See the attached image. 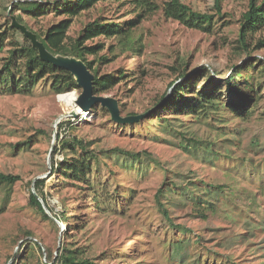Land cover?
I'll use <instances>...</instances> for the list:
<instances>
[{"label": "rangeland", "instance_id": "374dc122", "mask_svg": "<svg viewBox=\"0 0 264 264\" xmlns=\"http://www.w3.org/2000/svg\"><path fill=\"white\" fill-rule=\"evenodd\" d=\"M20 1H37L49 9L39 15L25 12L18 9ZM54 1L0 0V33L6 37L0 51V71L12 42L21 40L11 27L13 17L23 14L25 22L43 34L66 17L54 9ZM154 1L160 8L143 17L139 16L142 11L131 3H98L75 17L69 31L71 38H77L88 23L97 19L140 20L127 38L133 48L121 36H101L87 44H104V49L87 58L94 60L101 76L126 74L100 95L116 98L123 116L147 114L146 119L119 123L101 104L85 110L83 115L59 100L62 94L80 92L56 93L50 78L29 94L12 93L0 78V171L22 177L15 184L0 182V264H50L53 260L49 261V256L56 257L64 246L79 248L99 264H137L147 253L150 257L146 260L169 264L163 242L183 234L185 229H173L163 220L155 195L166 182L183 185L193 180L225 184L227 193L208 218L200 216L191 202L181 198L185 204L172 208V214L176 223L187 229L185 234L203 235L207 246L232 257L237 264H264V222L259 223L248 212L246 199L238 195L244 187L260 196V180L264 186V47L249 56L239 43L241 16L248 10L249 0H223L221 14H216L215 0H181L193 10L216 14L212 32L190 28L166 16L162 6L168 0ZM260 38H264V28L251 35L249 41L254 45ZM102 55H107L109 61H100ZM17 64L20 71L22 63ZM234 65L244 66L245 70L234 96L221 90V108L225 105L226 110L179 114L173 106L163 110L155 105L172 96L178 83L187 80L189 84H206L210 73L224 79L234 71ZM184 67L188 75L178 79ZM187 94L184 96L192 93ZM253 95H257L256 101L251 100ZM247 106L251 107V115L238 116L235 109L240 112ZM61 134L80 138L101 157L106 156L99 168L94 164L90 182L66 178L59 171L66 158L71 157L61 146ZM193 140L198 144H192ZM113 147L148 151L161 164L157 166L146 158L142 163H133L124 155L109 152ZM109 170L116 173L118 182L124 180L135 190L133 199L124 200L123 207L107 197L116 187ZM252 170H260V180L253 178L255 175L249 173ZM33 181H44V191L53 208L52 212L46 205L50 219L30 204ZM91 186H95V192ZM27 231L32 234L27 235ZM133 238L136 245H147L148 252L135 255L129 251ZM123 249L135 259L122 258ZM225 262L220 255L205 260V264H233Z\"/></svg>", "mask_w": 264, "mask_h": 264}, {"label": "trees", "instance_id": "16d2710c", "mask_svg": "<svg viewBox=\"0 0 264 264\" xmlns=\"http://www.w3.org/2000/svg\"><path fill=\"white\" fill-rule=\"evenodd\" d=\"M105 1L109 0H55L54 4H56V8L54 9L66 17L57 23H53L43 34L32 29L30 25L25 22L23 14L15 16V19L19 23L24 24L29 30L33 31L37 35V38L42 41L46 48L52 53L75 56L84 60L88 68L94 74V92L98 95L110 90L122 80L126 74L121 72L119 76L114 74L101 76L98 69L94 66V60H88L87 56L97 54L104 49L105 46L104 44L89 45L87 42L101 36H121L125 44L133 48V43L127 41V38L130 36L131 29L140 22V20L134 19L124 22H118L117 20L104 22L97 19L88 23L77 38H71L69 31L74 18L79 16L82 12L92 9L98 3ZM113 1L131 3L135 7H138L142 11L139 15L140 17L160 8V5L154 0ZM222 3L223 0H215L216 14H221ZM17 4V6L20 7L18 9L36 15L43 12L45 13L47 9H49L46 5L42 6L37 1H20ZM162 7L166 16L175 18L190 28L200 29L205 32H212L215 29L216 14L214 13L193 10L192 7L183 3L181 0H168ZM11 27L20 34L21 40H17L16 43L12 42L9 54L5 58L3 69L0 71L2 75L0 78H2L3 84L9 91L12 93L29 94L41 81L50 78L52 80V88L56 93L72 90H77L81 93L82 88L78 85L76 78L69 70L57 67L43 60L39 54V50L32 45L31 40L19 28L13 25V21ZM263 28L264 0H249L248 10L241 16L239 28V43L247 55L250 56L253 50L264 47V38H260L254 45L249 41L251 35L253 36ZM5 39V34L0 33V51L4 49ZM99 60L109 61V57L107 55H102ZM18 62L22 63L20 71H18ZM247 64L250 65L251 62ZM233 68H235L234 71L224 79L214 78L210 70H207V72L210 73V79L206 84H199L197 81L189 84L187 80L182 81L174 87L172 96L163 102L162 98L155 105H160V109L163 110L169 109V107L172 108L173 106L174 110L179 114L197 113L199 115V113L209 114L214 112V110H226L225 105L221 108L223 101L221 98V90L224 88L228 94L231 93L232 96H234L240 82L238 79L243 77V71L245 70L244 66L234 65ZM188 72L186 67L180 69L178 79L186 77ZM174 83L175 81L172 85ZM241 84L240 82V85ZM186 93L192 94L184 96ZM252 99L256 101L258 99L257 95H253L251 97V100ZM93 106L95 107V105ZM235 112L238 116L248 118L252 110L250 106H247L240 112L235 109ZM146 118L147 114L136 121L138 122ZM163 119L169 122L168 119ZM58 138H61V146L67 149L68 155H71V157L66 158V162L61 164L59 168L61 174L75 181L90 182L88 177L93 172L94 164L100 167L101 160L107 159L106 156L101 157L88 143L80 138H67V136H62V134L59 135ZM192 144L197 145L198 141L193 140ZM109 152H114L120 156L124 155L126 156L125 158L131 159L133 163L136 161L142 163V159L146 158L148 162L154 163L157 166L161 164L160 160L157 159L153 153L148 151L134 152L122 147H113ZM259 171L260 170L255 172V170H252L249 173L255 175L253 178L255 177L257 180H260L261 177H257V173H261ZM109 173L114 175L116 187L113 194L107 193V197L108 199L114 198L117 204L123 207L124 200L128 201L133 199L135 190L125 185V182H123L124 180L118 182L115 175L116 173L112 170H109ZM20 180H22L20 175L8 174L0 171V182L2 183L15 184ZM33 183L34 190L30 193V204L38 209L45 218L50 219V216L43 206L44 204L47 205V209L53 212V208L49 205L47 194L44 191V181H33ZM259 183L260 185L257 192L261 194H259L260 196L254 195L250 190H245L244 187L238 190V195L240 199H246L248 203L246 206L249 208L248 212L257 218L260 221L259 223H263L264 186L261 180ZM166 185H173V188H168ZM122 186H125L124 190H121ZM91 189H94V192L96 191L95 186H91ZM167 193L169 197H167ZM225 193H227V186L225 184L213 185L203 180L198 181V183L196 180H193L186 184L179 185L174 181H170L166 182L165 185L162 184V186L158 188L155 198L163 220L168 222V225L173 229H185V231H187L183 225L176 223L175 217L172 214V208L180 203L185 204V202H182L183 200H181V198L186 199L187 202H191L194 210L197 211L200 216L208 218L210 212L217 211L216 207L219 205V200ZM98 198L99 197H97V200H99ZM56 218L57 216H55V219ZM62 218L63 220L67 219L64 212L62 213ZM255 224L253 223L252 225ZM185 231L183 234L170 236L163 242L169 264H205L206 259H214L217 255L221 257L224 256L227 263L237 264L232 257L220 254L214 250L215 248L207 246L203 235L191 232L193 235L187 236ZM25 233L27 235L32 234L30 231ZM240 235L243 234L240 233ZM40 250H43L42 246H40ZM128 250L135 252L136 255L143 251L148 252V247L147 245L144 247L136 245V238H133L132 244ZM128 250H120L124 251L120 252L124 254L122 258L128 256L131 257V259H135V255L129 254ZM149 255L150 254L147 253L146 256L143 257V260L140 258L141 261L139 260L137 264H156L155 261L146 260L147 257H150ZM49 259V261L53 260L50 264H99L95 261V258L86 257L80 252L79 248L76 249L66 246L62 248L61 253L56 257L51 254ZM11 264H27V262H13Z\"/></svg>", "mask_w": 264, "mask_h": 264}, {"label": "water", "instance_id": "95a60500", "mask_svg": "<svg viewBox=\"0 0 264 264\" xmlns=\"http://www.w3.org/2000/svg\"><path fill=\"white\" fill-rule=\"evenodd\" d=\"M13 25L19 28L31 40L32 45L39 50V54L43 60L57 67L67 69L74 75L78 85L82 88L77 99V105L82 110L89 111L93 105L101 104L109 110L112 119L119 123L134 122L143 117L144 114L123 116L116 98L95 94L93 84L94 74L84 60L75 56L52 53L37 38V35L33 31L29 30L24 24L19 23L15 17H13ZM43 206L47 211L46 205L44 204Z\"/></svg>", "mask_w": 264, "mask_h": 264}, {"label": "bare ground", "instance_id": "6f19581e", "mask_svg": "<svg viewBox=\"0 0 264 264\" xmlns=\"http://www.w3.org/2000/svg\"><path fill=\"white\" fill-rule=\"evenodd\" d=\"M79 97V93L76 92V91H72V92H68L66 94H62L59 96V100L60 101H63L64 103H66L67 105L69 106H72V107H76V109L79 111V112H83V115H85V110H81L80 107H78L77 105V99Z\"/></svg>", "mask_w": 264, "mask_h": 264}]
</instances>
